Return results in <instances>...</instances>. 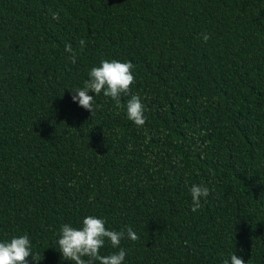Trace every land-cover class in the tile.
Here are the masks:
<instances>
[{
    "label": "trees",
    "instance_id": "16d2710c",
    "mask_svg": "<svg viewBox=\"0 0 264 264\" xmlns=\"http://www.w3.org/2000/svg\"><path fill=\"white\" fill-rule=\"evenodd\" d=\"M113 59L134 65L143 127L130 95L72 100ZM88 215L139 236L124 264H264V0H0V242L71 264L59 229Z\"/></svg>",
    "mask_w": 264,
    "mask_h": 264
},
{
    "label": "clouds",
    "instance_id": "9594fccd",
    "mask_svg": "<svg viewBox=\"0 0 264 264\" xmlns=\"http://www.w3.org/2000/svg\"><path fill=\"white\" fill-rule=\"evenodd\" d=\"M52 18L59 20V14L53 12ZM202 39L207 42L210 36L203 34ZM79 45L83 49L85 41L80 40ZM64 51L71 54L67 59L75 64L77 56L72 45L66 44ZM133 69L134 65L130 61L101 60L98 66H93L89 70L88 79L84 81L83 87L70 91L74 93L73 102H78L80 107L92 114L96 110L94 97L102 93L120 107L121 98L130 95L131 86L135 83ZM89 92L94 95H89ZM144 113L145 106L141 98L131 94L126 102L127 119L135 126L143 127L147 120ZM209 195V187L202 184L191 185L190 210L196 212L202 208L201 200L206 202ZM105 225L106 221L103 218L92 215L84 217L79 228L67 223L61 225L57 241L61 258L70 261L71 264H124L127 252L120 247L121 241L123 239L136 241L139 236L131 227L115 231L107 229ZM106 242L118 251L102 255L101 249L105 247ZM31 249L32 245L27 234L13 236L10 240L0 242V264H28L29 257L39 264L42 259L39 255H34ZM223 264H245V261L233 253L229 259L224 260Z\"/></svg>",
    "mask_w": 264,
    "mask_h": 264
}]
</instances>
